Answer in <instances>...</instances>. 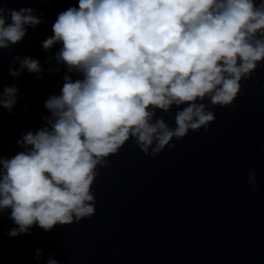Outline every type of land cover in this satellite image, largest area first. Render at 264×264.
<instances>
[{"label": "clouds", "instance_id": "1", "mask_svg": "<svg viewBox=\"0 0 264 264\" xmlns=\"http://www.w3.org/2000/svg\"><path fill=\"white\" fill-rule=\"evenodd\" d=\"M6 2L0 50L43 23L36 9ZM52 33L42 42L45 51L60 45L49 56L58 66L49 71L63 66L69 74L44 102L50 115L43 126L17 141L23 150L10 158L0 153V216L11 210L10 237L93 216L99 169L109 168V157L130 139L155 158L175 149L174 139L207 130L216 119L209 105L232 106L241 82L264 61V0H78L58 14ZM25 70L37 78L43 71L38 59L16 55L9 75ZM19 91L0 84V108L11 113ZM173 106L175 127L157 116ZM246 184L258 190L254 169ZM41 258L38 248L33 259ZM46 264L59 261L50 255Z\"/></svg>", "mask_w": 264, "mask_h": 264}]
</instances>
